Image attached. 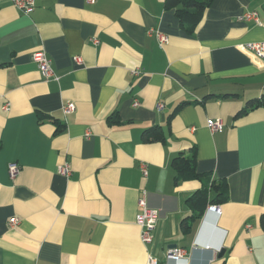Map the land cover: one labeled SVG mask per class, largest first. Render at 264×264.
Masks as SVG:
<instances>
[{
  "label": "crops",
  "instance_id": "0c3cea01",
  "mask_svg": "<svg viewBox=\"0 0 264 264\" xmlns=\"http://www.w3.org/2000/svg\"><path fill=\"white\" fill-rule=\"evenodd\" d=\"M165 1L35 0L25 14L0 0V264H264V107L237 116L264 94V63L243 47L264 41V0H214L193 35ZM37 52L59 80H44ZM153 127L166 142H144ZM193 147L229 201L191 220L187 199L209 180L176 185L172 163ZM145 191L160 213L149 244L136 223Z\"/></svg>",
  "mask_w": 264,
  "mask_h": 264
},
{
  "label": "trees",
  "instance_id": "16d2710c",
  "mask_svg": "<svg viewBox=\"0 0 264 264\" xmlns=\"http://www.w3.org/2000/svg\"><path fill=\"white\" fill-rule=\"evenodd\" d=\"M214 0H166L165 7L167 10H175L176 16L180 21L182 29L188 34L193 35L204 18L206 10ZM186 104L180 105L176 112L181 110ZM264 107V94L260 98L253 99L237 114V116L246 115L248 112ZM41 120L48 118L43 113H38ZM236 116V117H237ZM58 132L65 129V125L54 120ZM118 122V118L114 123ZM145 143L166 142V138L161 128L153 127L143 133ZM197 165V148L193 147L189 153H179L173 160L172 166L176 173L175 184L178 185L184 181H203L208 179V183L195 192L187 199L188 206L194 211L195 215L190 219H200L202 214L210 205H224L229 201L228 182L225 179L210 180V174H200L196 168ZM264 225V215L261 218ZM182 230L188 232L190 224L188 220L182 223ZM224 264V263H223Z\"/></svg>",
  "mask_w": 264,
  "mask_h": 264
},
{
  "label": "built area",
  "instance_id": "2783aa9c",
  "mask_svg": "<svg viewBox=\"0 0 264 264\" xmlns=\"http://www.w3.org/2000/svg\"><path fill=\"white\" fill-rule=\"evenodd\" d=\"M89 4L95 3L97 0H86ZM14 5L21 12L25 14H31L35 7V0H13ZM242 20L250 21L254 20L259 23V18L257 13H246L242 16ZM150 34H155L158 42L163 45L168 43V37L161 32L150 31ZM248 52L254 54L257 59L264 63V41L262 42H248L243 46ZM33 61L38 65L41 75L44 80L49 81L50 79L59 80L56 76L55 71L52 68L51 60L43 52H37L32 55ZM75 61L78 64L82 63L80 57L75 58ZM134 74H138L136 71ZM138 102H135L134 106H138ZM159 108H162V105H159ZM75 104L69 102L63 107V113L65 116L72 114L75 111ZM208 127L213 132H222L223 131V122L222 120H209ZM89 135V133H88ZM141 169L144 175H147L146 165L142 164ZM8 171L11 178L15 179L21 172V166L17 162H11L8 165ZM72 168L69 164H65L59 167V173L63 176L68 177L71 174ZM139 213L136 218V223L141 228V240L144 244H149L153 239V232L157 227L158 220L160 218V213L158 210L152 208L147 201V192L145 191L143 197L139 200ZM211 211L220 212L221 209L219 206H209L208 208ZM19 223L18 218L11 220V225H17ZM168 257L174 261L181 260L186 255V250L181 248H170L167 251ZM147 264H159L156 259L149 257Z\"/></svg>",
  "mask_w": 264,
  "mask_h": 264
},
{
  "label": "water",
  "instance_id": "95a60500",
  "mask_svg": "<svg viewBox=\"0 0 264 264\" xmlns=\"http://www.w3.org/2000/svg\"><path fill=\"white\" fill-rule=\"evenodd\" d=\"M224 253H225V250H222V252H221L219 257H222L224 255Z\"/></svg>",
  "mask_w": 264,
  "mask_h": 264
}]
</instances>
